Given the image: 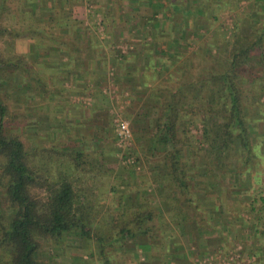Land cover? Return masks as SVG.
<instances>
[{
    "label": "rangeland",
    "instance_id": "obj_1",
    "mask_svg": "<svg viewBox=\"0 0 264 264\" xmlns=\"http://www.w3.org/2000/svg\"><path fill=\"white\" fill-rule=\"evenodd\" d=\"M30 1L37 0H6V10L0 8V29L8 32L0 37V56L23 60L31 74H9L6 83L0 82V96L29 150H55L50 159L39 161L40 171L48 169L50 177L65 171L74 177L68 153L80 150L87 161L85 186L93 193L90 237L58 247L41 241L40 258L47 263L103 264L97 239L117 237L112 222L117 216L120 226L129 221L128 227L139 232L136 240L105 248L110 264H199L210 256L216 264L237 253L240 257L232 264H264V238L248 234L249 218L242 213L243 219L238 218L236 204L229 206L231 218L217 219L215 226V214L195 207L206 206L203 200L188 203L173 186L157 190L154 166L137 147L139 131H131L128 146H120L116 138L117 120L128 121L134 129L141 126L132 125L130 117L140 112L133 102H143L141 91L148 99L153 89L176 88L183 78L210 67L225 69L233 47L253 41L264 28V0H153V8L147 0H40L36 10L26 4ZM48 7L53 10H45ZM76 48L101 59L88 65L82 56V64L76 63L77 53L71 59L64 56ZM151 48L159 49L145 51ZM134 57L152 60L156 70L150 65L126 75L128 69H120V63ZM164 64L168 75L162 71ZM76 73L81 76L77 83L72 78ZM129 87L137 93L131 95ZM247 97L248 118L256 119L255 140L261 142L257 170L264 174L263 98L256 91ZM196 125L190 127L192 135L200 128ZM259 179L261 184L262 174Z\"/></svg>",
    "mask_w": 264,
    "mask_h": 264
},
{
    "label": "trees",
    "instance_id": "obj_2",
    "mask_svg": "<svg viewBox=\"0 0 264 264\" xmlns=\"http://www.w3.org/2000/svg\"><path fill=\"white\" fill-rule=\"evenodd\" d=\"M5 2L0 0L1 9L6 10ZM39 2L26 4L36 10ZM257 33L253 41L233 47L225 69L210 67L183 78L176 88L153 89L148 99L145 92H140L143 102H133L140 112L130 117L132 125L141 126L130 129L141 133L137 147L154 166L152 183L158 191L173 186L188 203L203 200L206 206L195 207L198 211L203 207L209 216L215 214V226L217 219L231 218L229 206L236 204L238 218L243 219L242 214L249 218L248 234L264 238V181L260 184L259 179L264 174L257 170V146L261 142L255 140L256 119L248 118L251 103L247 97L249 92H260L264 103V28ZM5 34L8 32L0 29V37ZM76 53L81 54L69 51L64 56L74 57ZM18 72L31 77L26 62L0 56V82L6 83L9 74ZM14 123L12 112L0 96V264H62L44 262L40 242L58 247L71 244L75 238L90 237L88 212L93 207V193L85 186L89 183L84 177L86 156L77 149L68 153L69 166L77 174L74 177L59 170L57 176L50 177L45 174L48 169L40 171L39 161L50 159L55 150H29L15 132ZM197 123L200 128L192 135L190 127ZM183 214L187 217V210ZM112 222L118 227L117 237L97 239L103 264L111 263L107 246L136 240L139 232L128 227L129 221L120 226L117 216Z\"/></svg>",
    "mask_w": 264,
    "mask_h": 264
},
{
    "label": "crops",
    "instance_id": "obj_3",
    "mask_svg": "<svg viewBox=\"0 0 264 264\" xmlns=\"http://www.w3.org/2000/svg\"><path fill=\"white\" fill-rule=\"evenodd\" d=\"M129 1H132V2H135V1H133V0H129ZM149 1V3H150V5H151V7L153 8V5H156L157 6V4H155L154 2H152L153 0H147V2ZM151 12V16H154V15H156V13L158 12V10H157V8L156 9H152V11H150ZM145 17V16H144ZM150 18V16H148L147 17V19H149ZM150 30V29H149ZM154 35H156V34H154ZM157 35H159V34H157ZM160 35H167L166 33H163V32H160ZM156 39H157V37H156ZM172 43V42H171ZM170 43V44H171ZM175 44H177V43H175ZM179 45H180V43H179ZM171 46V45H170ZM77 49V51L79 50L78 48H76ZM154 49H156V50H158L157 48H151V50H145V51H150V52H155V50ZM82 50V49H81ZM166 51H167V49H165ZM169 50V49H168ZM137 51V50H136ZM139 51V50H138ZM79 52V51H78ZM81 52V51H80ZM84 52L85 53H83V52H81V54H80V56H82L81 57V59L82 60H85L86 61V63H88V65L90 64V63H93L94 62V56L95 55H91V53L90 52H88V51H86V49H84ZM161 52V51H160ZM91 56V57H89V56ZM80 56H78L79 58H78V61H76V63L77 64H82V61L81 60H79L80 59ZM75 57V56H74ZM69 59H71L70 57H68ZM101 58H97V60H95L96 62H99V60H100ZM147 59H149V58H147ZM147 59H146V61H147ZM74 60H76L75 58H74ZM133 61L132 62H129V61H125V63H120L121 65H120V69H125V70H127L126 71V75L128 74V73H134V72H140V71H144V70H146L147 69V66H149L150 67V65H152V69H155L156 67H155V63H152L153 61L152 60H148L147 61V63L146 62H143V61H145V60H139V59H135V57H134V59H132ZM124 61V60H123ZM131 61V60H130ZM135 62V63H134ZM155 62V61H154ZM154 64V65H153ZM117 69H119L118 68V66L116 67ZM78 69V68H77ZM150 69V68H149ZM160 69H162V68H160ZM92 70V69H91ZM165 70V71H164ZM169 69H168V66L166 67L165 66V64L163 65V69H162V71H164V74H166V75H168V73H167V71H168ZM162 71H160V72H162ZM83 72V71H82ZM92 73V72H91ZM118 73H121V71H119ZM156 73V72H155ZM176 73V72H175ZM72 74V73H71ZM85 74L86 75H90V73H87V72H85ZM160 74V73H159ZM120 75V74H119ZM79 77V78H78ZM72 78H73V80H74V82L75 83H77V82H79L80 81V79H81V76H79L78 75V73H76L75 75H73L72 76ZM135 81V80H134ZM119 81H118V83H116V84H118L119 85ZM121 84V83H120ZM121 90L122 89H124V85H121ZM128 89V88H127ZM129 91H131L132 92V94L131 95H134V94H136L135 93V90H133V89H131V87H129V89H128ZM145 90H146V88H145ZM141 92H143L144 93V91H141ZM134 93V94H133ZM125 95L126 96H128V94H127V91H125ZM129 96H130V94H129Z\"/></svg>",
    "mask_w": 264,
    "mask_h": 264
},
{
    "label": "built area",
    "instance_id": "obj_4",
    "mask_svg": "<svg viewBox=\"0 0 264 264\" xmlns=\"http://www.w3.org/2000/svg\"><path fill=\"white\" fill-rule=\"evenodd\" d=\"M83 99V98H82ZM82 101V102H81ZM81 103H85L84 100H81ZM116 138L120 146H128L131 142V129L128 121L126 120H117L116 121ZM240 249H238L239 251ZM236 250V252H238ZM240 255H230L228 259H221L216 264H232L233 261H237ZM199 264H215L212 256L206 259L199 261Z\"/></svg>",
    "mask_w": 264,
    "mask_h": 264
}]
</instances>
